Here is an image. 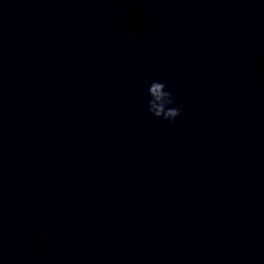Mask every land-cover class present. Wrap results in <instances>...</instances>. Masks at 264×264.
Masks as SVG:
<instances>
[{"label": "clouds", "instance_id": "clouds-1", "mask_svg": "<svg viewBox=\"0 0 264 264\" xmlns=\"http://www.w3.org/2000/svg\"><path fill=\"white\" fill-rule=\"evenodd\" d=\"M163 82L154 81L151 83L148 92L151 97L148 104V111L156 118H163L169 122L175 120L181 113L179 108H169L168 105L174 103V96L170 91H166Z\"/></svg>", "mask_w": 264, "mask_h": 264}]
</instances>
